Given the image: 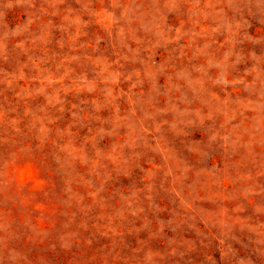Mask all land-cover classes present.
Instances as JSON below:
<instances>
[{"label": "rangeland", "instance_id": "rangeland-1", "mask_svg": "<svg viewBox=\"0 0 264 264\" xmlns=\"http://www.w3.org/2000/svg\"><path fill=\"white\" fill-rule=\"evenodd\" d=\"M191 3L0 0V264H264V5Z\"/></svg>", "mask_w": 264, "mask_h": 264}, {"label": "clouds", "instance_id": "clouds-1", "mask_svg": "<svg viewBox=\"0 0 264 264\" xmlns=\"http://www.w3.org/2000/svg\"><path fill=\"white\" fill-rule=\"evenodd\" d=\"M177 7L181 6L184 3H187L188 0H176ZM227 7L233 12L234 16H240L243 17V14L246 9H249V5L252 3V0H225ZM259 3L264 5V0H259ZM200 6V0H192V3L190 4V7L196 8ZM204 7H211L214 8L216 5H205ZM250 10V9H249ZM124 15H127L125 12ZM209 13H204L201 18L207 19V16ZM123 18V17H122ZM191 19V17H189ZM136 115V110L133 108L129 111L128 116L125 117L127 119L129 116L134 117ZM140 123L141 129H143V124L140 121H137Z\"/></svg>", "mask_w": 264, "mask_h": 264}]
</instances>
